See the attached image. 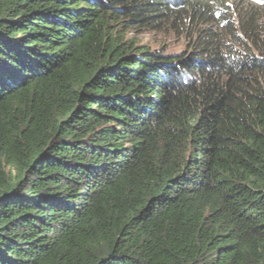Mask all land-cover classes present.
I'll list each match as a JSON object with an SVG mask.
<instances>
[{
    "label": "trees",
    "instance_id": "1",
    "mask_svg": "<svg viewBox=\"0 0 264 264\" xmlns=\"http://www.w3.org/2000/svg\"><path fill=\"white\" fill-rule=\"evenodd\" d=\"M0 264H264V0H0Z\"/></svg>",
    "mask_w": 264,
    "mask_h": 264
},
{
    "label": "rangeland",
    "instance_id": "2",
    "mask_svg": "<svg viewBox=\"0 0 264 264\" xmlns=\"http://www.w3.org/2000/svg\"><path fill=\"white\" fill-rule=\"evenodd\" d=\"M138 38L142 43L156 48H158L162 44H166L170 46L169 49L171 51H180L183 49V46L179 45V43L174 39V37L165 35L163 33L147 32L141 34L140 36H138Z\"/></svg>",
    "mask_w": 264,
    "mask_h": 264
}]
</instances>
